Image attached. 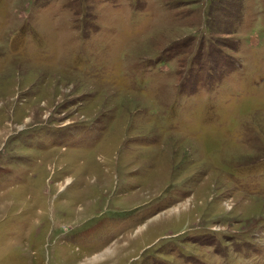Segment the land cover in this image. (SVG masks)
Segmentation results:
<instances>
[{"label":"rangeland","instance_id":"obj_1","mask_svg":"<svg viewBox=\"0 0 264 264\" xmlns=\"http://www.w3.org/2000/svg\"><path fill=\"white\" fill-rule=\"evenodd\" d=\"M0 264H264V0H0Z\"/></svg>","mask_w":264,"mask_h":264}]
</instances>
